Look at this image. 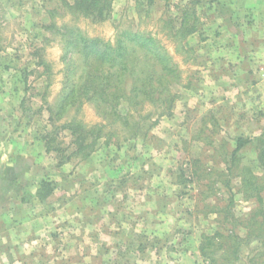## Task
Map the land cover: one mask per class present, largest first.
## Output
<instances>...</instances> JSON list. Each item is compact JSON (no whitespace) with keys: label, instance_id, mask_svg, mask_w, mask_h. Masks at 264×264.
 <instances>
[{"label":"rangeland","instance_id":"374dc122","mask_svg":"<svg viewBox=\"0 0 264 264\" xmlns=\"http://www.w3.org/2000/svg\"><path fill=\"white\" fill-rule=\"evenodd\" d=\"M60 3L62 5L63 2L61 0H0L2 23L0 212L7 210L9 206L12 208L19 206L14 214V217H18L24 216L22 206L34 207L38 213L46 207L51 211L54 210L52 221L56 223L58 221V218L55 219L58 217L56 208L66 206L69 207L71 222H74L78 207L92 204L99 213L102 210L101 214H103L107 210L106 206L114 205L115 217L118 219L112 225L113 230L119 234L125 232L135 235L137 232L130 231L133 224L132 217L135 215L132 216L130 211L120 212L119 208L127 206L131 210L132 207L139 205L142 211H147L145 215L147 219L167 221L170 227L175 223L169 234L162 237L163 241L170 242V239L178 237L183 238L184 241L187 238L197 241L194 247L200 254L198 264H212L207 256L201 254L199 247L202 233H213L217 228L224 227L218 223L221 220L220 211L209 214L203 208L205 201L200 203L201 211H197L195 204L199 202L197 197L200 196L202 187L196 180L187 183L184 179L179 180L177 173L181 165L187 167L190 157L195 158L199 155L209 166H212L213 156L224 158L226 152L235 148L238 136L252 138L264 131V62L257 65L256 71L252 68L254 75L257 76V84L250 85V88L255 87L254 90L251 92L247 86V90L243 93L241 91L236 93L239 99L234 101L233 105L230 101L222 104L218 112L221 127L213 137L214 147L209 148L199 140L190 144L184 151L182 140L194 137L193 134L199 131L198 126L202 116L208 111L200 97L203 96L200 90L201 79L206 78L205 72L210 66H213V71L217 69L220 73L229 74L226 77L239 78V82L245 79L241 73L244 71L243 67L239 71V67L235 66L236 63L224 65L227 61L224 58L230 55L227 51L221 50L225 41L223 27L218 21L219 16L230 11L248 15L256 12L262 14L264 0L260 2L257 0H115L113 14L105 21L99 22L83 17L74 19L71 14L66 15L65 18L57 15L56 20L59 24L64 21L77 22V25L90 36H99L111 41H114L116 35L125 28L152 31L168 47L181 71L179 83L173 85V91L179 94L173 116L161 117L156 124L152 121L156 120L157 116H154L152 121L146 120L143 123L141 137L121 140L120 148L114 143L107 147H99L92 153L94 158L90 156L91 158L83 160L73 159L58 167L57 159L47 153L43 142L38 140L40 131L47 124V112L40 117L35 116L33 111L42 102L43 99L40 97L46 96L49 102H53L63 87L62 45L58 37L50 34L45 28V24L50 20L49 9ZM186 7L192 10L197 8L199 16L197 31L190 35L186 42L191 44L194 50L189 53V57H186V53H178L175 42L169 40L162 30V25L169 15L179 20L182 18V10ZM232 26L236 25L232 24ZM47 36L49 39L46 38ZM255 40L263 42L264 37H256ZM246 43L248 44V41ZM36 47L43 51L44 59L51 64V75L43 73L44 66L37 65V59L33 54ZM210 61L212 65H208ZM218 64L222 65L216 67L215 65ZM28 73L29 88H31L29 93L25 91L26 84L22 76ZM249 81L252 80H245V82ZM27 93L31 100L27 99L24 112L19 106ZM34 93L40 97H32L31 94ZM211 93H213L211 89L206 88L205 96L210 97ZM151 109V106L146 105L145 112ZM20 115H22L21 119ZM74 115L89 125L104 121L91 103H85L79 112L72 110L68 118ZM118 133L123 137L127 134L124 131ZM65 139L70 140L69 137ZM241 154L244 155V162H255L257 154L253 143L246 144ZM227 163H224L225 166ZM44 178L54 180L55 190L42 201L37 198L36 193L39 183ZM238 181L240 182L236 177L234 182L238 183ZM219 186L224 198L221 203L223 207L227 205L226 200L230 197V193L223 184ZM113 192L115 194L111 198ZM255 206V199L246 200L241 193H238L233 208L237 216H244ZM159 210L164 213H160ZM55 227L51 233L52 240L58 232V228ZM108 230L102 228L104 239L102 238L101 247L103 248ZM243 234L244 232L241 231V235ZM145 236L143 239L151 238L150 235ZM87 241H91L90 238ZM53 246L55 250L60 247L57 239ZM260 250L259 242L246 245L242 248L238 264H254L253 261L255 264H264V257L262 259L256 257ZM53 254L49 255L50 261L53 259ZM115 254L109 260H102L100 255L99 264H129L124 254L119 257ZM216 256L220 262L227 264L222 259L220 251ZM233 257L230 253V258ZM86 260L87 263L81 260L82 264H91L90 259ZM65 262L55 259L52 264H66Z\"/></svg>","mask_w":264,"mask_h":264},{"label":"trees","instance_id":"16d2710c","mask_svg":"<svg viewBox=\"0 0 264 264\" xmlns=\"http://www.w3.org/2000/svg\"><path fill=\"white\" fill-rule=\"evenodd\" d=\"M61 1L62 5L60 3V6L49 9L50 20L45 24V28L50 34L58 37L62 45L63 87L53 102H49L46 96L31 94L32 97L43 99L33 111L35 116L41 117L46 112L48 115L47 124L40 131L38 140L43 142L45 151L57 159L58 167L73 159L91 158L92 153L99 147H107L114 143L120 148L121 140L141 137L143 123L146 120L152 121V118L157 116L156 120L152 121L156 124L161 117L173 116L179 97V94L173 91V85L179 83L181 78L180 67L173 54L152 31L125 28L116 35L114 41H111L99 36H90L77 25V22L64 21L59 24L56 20L57 15L65 18L71 14L74 19L83 17L99 22L105 21L113 14L115 0ZM198 21L197 8L192 10L186 7L182 10L181 19L169 15L162 25L168 39L175 42L176 51L186 53V57L194 51L193 46L186 42L188 37L197 31ZM1 29L0 21V49ZM46 38L49 39L48 36ZM33 54L37 59V65L44 66L43 73L51 75V64L44 59L43 51L36 47ZM22 76L26 84L25 91L29 93L31 90L29 73ZM28 93L22 98L19 106L24 112L25 103L29 99ZM85 103L93 104L104 121L89 125L77 115L68 118L72 110L79 112ZM146 105L152 108L148 112H145ZM220 109L221 107H214L202 116L199 131L193 134L194 137L182 140L184 151L190 144L199 140L209 148L215 146L213 137L221 127L218 116ZM118 131L127 134L123 137ZM67 137L69 141L65 139ZM250 142L253 143L257 156L255 162L247 163L244 162L241 150ZM212 161L214 165L209 166L200 155L190 157L187 167L181 165L177 173L179 180L184 179L186 183L196 180L202 187L200 196L197 197L199 202L195 204L197 211H201L202 201H205L203 208L209 214L220 211L221 220L218 223L224 227L217 228L213 233L201 234L199 247L201 254L207 256L212 264H224L216 258L217 252L220 251L225 263L238 264L242 248L259 242L261 250L256 257L262 259L264 131L252 138L238 136L232 151L226 152L224 158L215 155ZM236 177L240 182H234ZM54 184V180L44 178L39 183L37 198L46 200L53 194ZM220 184H223L230 193L226 200L227 205L223 207L221 203L224 198L221 195ZM238 193L246 200L255 199L256 206L244 216H237L234 212L233 206ZM192 213L190 210V214ZM241 231L244 232L243 235ZM230 253L233 254V259L230 258ZM253 263L255 264V261Z\"/></svg>","mask_w":264,"mask_h":264},{"label":"crops","instance_id":"0c3cea01","mask_svg":"<svg viewBox=\"0 0 264 264\" xmlns=\"http://www.w3.org/2000/svg\"><path fill=\"white\" fill-rule=\"evenodd\" d=\"M218 21L223 27L222 33H224L225 41L221 50L227 51L230 55L224 58L227 59L224 65L231 62L236 63L235 66L239 67V71L243 67L244 71L241 73L245 79L239 82V78L226 77L229 74L220 73L217 69L213 71V66H210L205 72L206 78L201 79L202 89L200 90L203 93L200 97L207 110L221 107L224 103L231 102L232 104L237 101L239 95L236 96V93L239 91L243 93L247 90V86L250 88L252 83L257 84L254 70L256 71L260 62H264V41L255 40L256 37H264V12L248 15L230 11L221 14ZM249 32H251L250 35H248ZM208 65H212L211 61ZM221 65L215 66L220 67ZM248 79L252 81L245 82ZM206 88L213 92L210 97L205 96ZM254 88L251 87L250 91L252 92ZM92 157L94 158V155ZM114 194L113 192L111 198ZM91 205L75 208L77 217L74 222H71L69 207L56 208L58 209L56 210L58 214V217H55V219L58 218L56 223L52 221L54 210L51 211L46 207L38 213L34 207L22 206L24 216L14 217L16 209L20 207L9 206L7 210L0 212V264H52L55 259L66 261V264H82L81 260L87 263L86 259H90L91 264H99L100 255H102V260H109L114 253L116 257L124 254L129 264H198L200 254L194 247L197 241L188 238L184 241L179 237L170 239V242L163 241L162 237L169 234V230L173 229L175 223L170 227L167 221L147 219L145 217L147 211H142L139 205L132 207L131 210L127 206H122L119 208L120 212L130 211L132 216L135 215L132 217L133 224L130 231L137 232V234L130 235L125 232L119 234L113 230L112 226L118 219L115 217L116 207L106 206V212L101 214L102 210L99 213V210ZM159 212L164 213L161 210ZM54 227L58 228V232L52 240L51 233ZM102 228L109 229L104 248L101 247ZM144 235H150L151 238L143 239ZM88 238L91 241H87ZM56 239L60 243L57 250L53 246ZM51 253H54L52 261L49 259Z\"/></svg>","mask_w":264,"mask_h":264},{"label":"built area","instance_id":"2783aa9c","mask_svg":"<svg viewBox=\"0 0 264 264\" xmlns=\"http://www.w3.org/2000/svg\"><path fill=\"white\" fill-rule=\"evenodd\" d=\"M263 69V68H262Z\"/></svg>","mask_w":264,"mask_h":264}]
</instances>
